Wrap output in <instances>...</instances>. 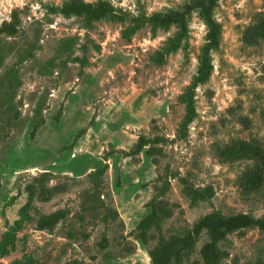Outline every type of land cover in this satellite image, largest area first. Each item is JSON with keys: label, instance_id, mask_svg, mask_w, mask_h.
<instances>
[{"label": "rangeland", "instance_id": "374dc122", "mask_svg": "<svg viewBox=\"0 0 264 264\" xmlns=\"http://www.w3.org/2000/svg\"><path fill=\"white\" fill-rule=\"evenodd\" d=\"M104 1L114 12L87 23L60 11L68 0H0V25L19 20L0 35V242L11 239L0 264H152L160 239L205 214L264 216V174L249 183L260 164L220 154L239 142L264 150V40L245 39L264 0L217 1L212 70L194 89L203 18L187 17L174 49L179 27L148 19L189 0ZM151 206L160 218L142 240ZM207 241L203 230L169 264H203ZM218 249L219 264H264V232L234 231Z\"/></svg>", "mask_w": 264, "mask_h": 264}, {"label": "trees", "instance_id": "16d2710c", "mask_svg": "<svg viewBox=\"0 0 264 264\" xmlns=\"http://www.w3.org/2000/svg\"><path fill=\"white\" fill-rule=\"evenodd\" d=\"M218 0H189L179 10H168L165 12L153 13L148 17L153 26L157 27H169L175 24L179 27V33L172 40V48L178 46L179 41L184 38L187 29V17L194 11H198L203 18L207 27L206 42L202 47L200 63L197 70V75L194 78L191 89H194L200 83L206 81L212 70V64L210 60V51L217 47L220 35V25L212 17L213 8L216 6ZM60 11L66 15L84 16L85 22L90 23L92 20L99 19L106 15H110L114 12L113 6L104 0H98L96 2H86L83 0H68L60 7ZM13 21H3L0 25V35H15L18 31V17L17 14H13ZM245 39L248 43L256 44L260 40H264V14L258 17L257 22L247 29ZM189 101V114L185 119V123L192 120L194 116V107L192 105V95L188 96ZM147 141L143 137L140 138L139 144L135 151L140 150L141 146ZM223 160L235 161V160H251L260 164L261 172H251V180L249 177V183L257 186L262 180L264 174V150L258 145L239 142L232 145L220 152ZM35 187L29 185L28 198L31 199L34 195ZM193 194V192L188 190ZM61 214L55 213L52 215L43 216L38 221L40 228L51 227L55 223ZM160 215L154 206H151L149 212L145 214L138 222V229L141 231L140 239L144 240L145 232L152 226L157 224ZM257 227L264 232V216L260 218H254L251 215L245 213H237L234 215L225 216L220 212H211L200 217L193 223V226L184 235H172L167 239L162 238L158 244L150 251V258L152 264H169L172 259L174 261H180L181 255L192 249L193 245L197 241L200 233L205 230L208 235V241L205 242L200 250L199 254L203 264H219L221 257L224 255L222 251L218 249V242L223 240L227 234L237 230ZM11 243V239L6 236L4 240L0 242V251H5L6 246ZM70 264H78L70 263Z\"/></svg>", "mask_w": 264, "mask_h": 264}]
</instances>
